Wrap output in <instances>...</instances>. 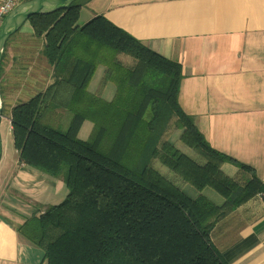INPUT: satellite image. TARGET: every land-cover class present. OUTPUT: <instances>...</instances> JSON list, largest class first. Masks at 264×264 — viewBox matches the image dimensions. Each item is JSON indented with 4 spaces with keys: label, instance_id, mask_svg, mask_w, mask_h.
<instances>
[{
    "label": "trees",
    "instance_id": "16d2710c",
    "mask_svg": "<svg viewBox=\"0 0 264 264\" xmlns=\"http://www.w3.org/2000/svg\"><path fill=\"white\" fill-rule=\"evenodd\" d=\"M85 2L28 20L44 39L53 82L11 109L13 144L21 163L62 179L67 195L26 216L16 230L42 249L47 264H230L213 230L258 195L264 201V180L214 148L183 110L181 62L103 14L81 24ZM100 66L104 75L92 92ZM109 83L116 87L111 100L102 96ZM59 110L70 114L66 126L53 119ZM86 120L93 130L83 140ZM172 122L203 162L166 137ZM156 159L196 189H214L224 202L186 193L153 166ZM225 162L249 176H229Z\"/></svg>",
    "mask_w": 264,
    "mask_h": 264
},
{
    "label": "crops",
    "instance_id": "0c3cea01",
    "mask_svg": "<svg viewBox=\"0 0 264 264\" xmlns=\"http://www.w3.org/2000/svg\"><path fill=\"white\" fill-rule=\"evenodd\" d=\"M97 14L105 15L154 50L181 62L184 76L179 102L183 110L194 117L214 148L252 166L264 180V0H86L79 22L82 24ZM43 48L44 39L35 36L29 21L8 40L4 51V73L6 81L10 79L7 87L12 88L13 81H22L25 73L17 66L20 63L38 58L46 70L44 84L32 90L30 96L14 100L10 113L15 105L53 82V68ZM25 69L40 75L39 78L43 75L32 71V65ZM104 71V66L98 67L90 91L97 92ZM5 77L2 76L3 80ZM115 92V85L109 83L102 96L111 100ZM58 114L62 115L60 124L66 126L69 112L59 110ZM92 130L93 123L86 120L79 137L88 139ZM11 166L6 169L12 172L7 187L0 188L2 194L6 195L8 190L13 193L0 201V264H47L42 249H34L35 245L21 236L16 226L31 213L43 212L58 203L65 183L34 171L19 160H13ZM222 169L232 177L249 176L241 174L230 162H225ZM6 180L7 177L3 182ZM44 186L52 187L53 194L39 196L45 195ZM189 190L194 197L204 194L218 204L224 202L209 188ZM21 195L28 201L25 204L36 206L30 214H23ZM219 229L223 231L217 234ZM212 239L230 264H264L261 195L222 219L214 228Z\"/></svg>",
    "mask_w": 264,
    "mask_h": 264
},
{
    "label": "rangeland",
    "instance_id": "374dc122",
    "mask_svg": "<svg viewBox=\"0 0 264 264\" xmlns=\"http://www.w3.org/2000/svg\"><path fill=\"white\" fill-rule=\"evenodd\" d=\"M10 47V46H9ZM8 51L9 48L7 49L6 52V57H8ZM36 56V55H35ZM6 57H4L3 63H2V71H1V75H0V80H1V85H2V98H3V103H4V118L2 121V134H3V141H4V152L2 155V162L0 161V188L3 187L5 185V187H7V183L9 182L10 178V174L12 172H8L6 171V169L8 170V168H12L11 163L13 160H19L18 155V151L15 149L14 144H13V135H12V121H11V117H10V105L12 102H14V100H17L18 98H25L26 96H30L32 90L37 89L40 87V85H43V77L46 73L45 68L42 67V62L41 59L38 58H34L32 62H24V64H18L17 66L19 67V69L22 70L21 73H25L21 82L19 81H13L11 83H13L12 88L11 87H7L6 83H9V80L6 81V77H5V73L4 70L6 72V67H7V59ZM43 58V57H42ZM122 61H125L127 63L132 61V58L129 56H124L121 55L119 57ZM44 59V58H43ZM40 64V67H37L36 65ZM27 65V66H24ZM29 65L33 66L32 71H37L43 73V75H41V78H39L40 75L36 74V73H30L29 71H27L25 69V67H28ZM2 76L5 77V80H3ZM12 77H15L12 76ZM11 78V77H10ZM10 84V83H9ZM62 115L59 116L58 115H53V119L56 121H60ZM64 118V116H63ZM178 131V132H177ZM180 130L177 129L175 127V123L172 122L171 123V127L169 129V132L167 133L166 137L170 140H173L174 143L176 144V146L178 148H180L183 152H185L186 154L190 155L192 158H195L196 160L203 162V158L199 155V153L192 147L186 145L184 142L181 141L179 136ZM153 166L158 169L162 174H164L167 178H169L170 180L174 181L178 186H180L186 193L190 194V187H194L193 185H191L190 183H188L187 181H185L183 178H181L176 172L172 171L170 168H168L167 166L163 165L162 162L159 159H156L153 162ZM7 177V180L5 182H3ZM9 178V179H8ZM187 185V186H186ZM66 187V185H65ZM2 189V188H1ZM0 189V190H1ZM195 189V187H194ZM211 191H215L212 188ZM12 190H8L6 195L5 192L4 194H2L3 192L0 193V201H2L3 199H9V197L12 196ZM44 192L45 195H39L42 196L44 198L48 197L50 195L53 194V188L50 186H44ZM67 187L65 188V192L61 193V197L59 199L58 202H61L67 195ZM22 196L20 197V206L23 209V214H30L31 212H33L32 210L36 207L32 204H25L28 201H24L22 199ZM21 201H24L21 203ZM57 202V201H56ZM24 203V204H23ZM23 204V205H22ZM33 206V207H29V206ZM21 210H19L20 212ZM32 214V213H31ZM30 214V215H31ZM223 231V229H219L217 231V234H220ZM34 249H39V247H37L36 245L34 246Z\"/></svg>",
    "mask_w": 264,
    "mask_h": 264
},
{
    "label": "water",
    "instance_id": "95a60500",
    "mask_svg": "<svg viewBox=\"0 0 264 264\" xmlns=\"http://www.w3.org/2000/svg\"><path fill=\"white\" fill-rule=\"evenodd\" d=\"M75 1L78 0H27L16 6L6 16L0 29V66L3 62L4 51L8 40L24 26L31 16L66 9ZM3 118V98L0 86V161L2 159L4 149L3 134L1 129Z\"/></svg>",
    "mask_w": 264,
    "mask_h": 264
},
{
    "label": "built area",
    "instance_id": "2783aa9c",
    "mask_svg": "<svg viewBox=\"0 0 264 264\" xmlns=\"http://www.w3.org/2000/svg\"><path fill=\"white\" fill-rule=\"evenodd\" d=\"M21 2L22 0H0V29L6 16Z\"/></svg>",
    "mask_w": 264,
    "mask_h": 264
}]
</instances>
